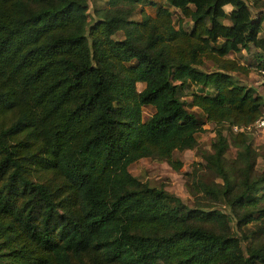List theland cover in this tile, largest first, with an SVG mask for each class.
I'll use <instances>...</instances> for the list:
<instances>
[{
    "label": "trees",
    "instance_id": "trees-1",
    "mask_svg": "<svg viewBox=\"0 0 264 264\" xmlns=\"http://www.w3.org/2000/svg\"><path fill=\"white\" fill-rule=\"evenodd\" d=\"M106 1L90 22L88 0H0V264H264V243L232 225L264 212L243 129L264 97L230 56L253 47L260 72L264 16L248 0H165L131 19L141 0ZM206 122L221 181H197L195 206L129 170L145 156L178 168Z\"/></svg>",
    "mask_w": 264,
    "mask_h": 264
},
{
    "label": "rangeland",
    "instance_id": "rangeland-1",
    "mask_svg": "<svg viewBox=\"0 0 264 264\" xmlns=\"http://www.w3.org/2000/svg\"><path fill=\"white\" fill-rule=\"evenodd\" d=\"M106 0H88V19L92 22L96 19V8H105L109 4ZM160 4L165 3V0H141L139 3L133 4V10L128 13V17L131 19H140L142 12L154 14V3ZM251 6L252 13L262 14L264 16V0H248ZM259 11V12H257ZM177 12L175 13V17ZM185 26L189 29L188 20L185 21ZM262 34H264V23ZM115 36L122 37V31H118ZM255 49L252 47L249 50L242 49L240 52L232 53L230 56L235 57L239 62L248 66L246 72L239 70L234 71L232 74L234 77L246 85L255 86L257 90L264 93V82L259 72V68L254 62L256 59ZM251 65V66H250ZM144 86L143 83L138 82L137 87L141 89ZM185 99H189L190 96L187 94L183 95ZM263 96V95H262ZM264 97V96H263ZM193 109L199 113L197 107ZM154 111V106L143 105L142 106V119L146 120ZM216 124L213 122H206L201 130L197 133V143L192 148H186L183 150H175L173 152V159L180 160V166L174 167L166 160H157L149 156L141 157L129 165V170L132 174L139 177L142 181L147 182L149 185L163 186L169 192L179 196L183 202L188 206L193 207L198 203V187L196 182L202 180L204 182H211L213 180L220 182L221 179L217 177L211 170L205 166L203 156L207 151L211 150V143L215 138ZM234 129V128H233ZM223 132L229 136V129L225 127ZM251 139L253 145L257 151L256 159V171L260 173L264 168V128H252ZM236 148L230 145L226 150L227 162L235 157ZM218 207L225 209L223 202H216ZM232 225L237 234H246L248 237H244L242 240L243 245L255 242L254 235L257 241L264 243V212L257 214L256 218L250 221L248 224L242 227L241 230L235 228L234 221Z\"/></svg>",
    "mask_w": 264,
    "mask_h": 264
},
{
    "label": "built area",
    "instance_id": "built-area-1",
    "mask_svg": "<svg viewBox=\"0 0 264 264\" xmlns=\"http://www.w3.org/2000/svg\"><path fill=\"white\" fill-rule=\"evenodd\" d=\"M261 77L264 82V67L260 69ZM234 129H237V126H233ZM252 128H264V110L262 113L251 123L243 126V129L251 133Z\"/></svg>",
    "mask_w": 264,
    "mask_h": 264
},
{
    "label": "crops",
    "instance_id": "crops-1",
    "mask_svg": "<svg viewBox=\"0 0 264 264\" xmlns=\"http://www.w3.org/2000/svg\"><path fill=\"white\" fill-rule=\"evenodd\" d=\"M228 7H230V5H226V8H228ZM253 87H255V86H253ZM256 88V87H255ZM256 90H257V88H256ZM257 91H259V90H257ZM260 92V91H259ZM263 96H264V93H262V92H260Z\"/></svg>",
    "mask_w": 264,
    "mask_h": 264
}]
</instances>
